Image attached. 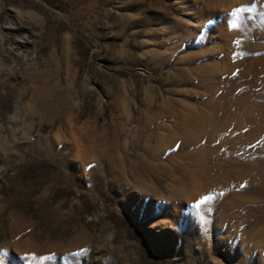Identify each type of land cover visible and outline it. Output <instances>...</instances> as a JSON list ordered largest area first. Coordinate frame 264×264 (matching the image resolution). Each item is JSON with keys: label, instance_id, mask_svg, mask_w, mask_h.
Returning a JSON list of instances; mask_svg holds the SVG:
<instances>
[{"label": "rangeland", "instance_id": "obj_1", "mask_svg": "<svg viewBox=\"0 0 264 264\" xmlns=\"http://www.w3.org/2000/svg\"><path fill=\"white\" fill-rule=\"evenodd\" d=\"M263 124L264 0H0L3 264H264ZM154 151L144 200L114 160Z\"/></svg>", "mask_w": 264, "mask_h": 264}, {"label": "bare ground", "instance_id": "obj_2", "mask_svg": "<svg viewBox=\"0 0 264 264\" xmlns=\"http://www.w3.org/2000/svg\"><path fill=\"white\" fill-rule=\"evenodd\" d=\"M210 111L211 112L209 114H204L205 113L204 111L202 113L200 112L202 115L200 113L196 114V112H195V114L193 115V118H192V116H190V113H186V116L189 115V117L191 119L186 117L185 115H182V114L181 115L184 116V117L181 118L180 114H178V116H180V118H177L178 122H177V125H176L177 127L174 130L175 133H170V134L167 133L166 136L165 135L164 136L163 135H159V133H158L159 130H166V129H165V127L163 125L158 123V125L155 126V131H153V132L156 133V137L155 138L158 141V146H159L158 148H160V149L164 148L165 145H168L166 143H169L170 141H173L174 139H176V140L173 142L172 146L169 147V148L171 149L174 146L175 143L179 144V146L182 147L183 146V144H182L183 142H182V140H178L177 136L181 135V132H184V131L187 132V130L192 131L193 128H194L196 134H199L201 131H203V132L206 131L205 132V135H206L207 131H208V127H210V123H212L211 122V117H213V115H214V112L212 110H210ZM162 112H160L159 114L157 113L158 116H160L158 119H162L163 118V113L164 112L163 113ZM166 113H167V111H166ZM207 124H209V126ZM205 125L208 126V127L206 128ZM263 125H262V127H263ZM210 131H212V130H210ZM210 133H211V139H212L213 133L212 132H210ZM188 134H190V133H188ZM185 135H187V134H185ZM161 136H163V137H161ZM189 136L190 135H187V138H189ZM224 136L225 135H223V134L221 136H218V138H220V143L222 141H223V143L226 142V140L224 139ZM190 138H191L190 141L187 140L186 138H184V139H185L186 142L188 141V143L191 144V145H194V143H196V144L199 143L201 146L204 147V148L202 147L203 149H201L199 151L201 158L199 159V162H197V165H196V168H195V171H198V173L195 172V173H193V175L196 176V177H199V178L204 177V176H209V174H211L210 171H212V169H213V170H216V172H214L216 177L212 181V184H214L215 186L223 185V183L221 181L222 180L221 178H222V176H225L224 175V172H226L225 163H227L228 161H227V156H225L226 154H224V152L220 153L221 145L215 144L211 140L208 141L203 135L201 137H199L197 140H194L193 137H190ZM191 141H192V143H191ZM169 148H164V152H165V150H167ZM147 150H148V148H147ZM157 151L159 153V150H157ZM158 153L154 151L153 154H150V152H149L147 157H139V156L137 157L136 156L138 164H136V163L134 164V162H132V161H127V163L125 164V163L120 161L119 157H117V159L115 158V160H114L115 167H117V169H119L120 171H129V177H131V180H132L131 183H129L127 181H122V189H124V190L132 189V190L138 192L139 194H141V197L144 200L148 198V195H150V194L154 195L155 192H154L153 186L151 185L152 183L149 182V181L152 178L151 177L152 173L162 172V169H163L162 163H160V162H162L164 154L163 153L162 154H158ZM165 160H166V157H165ZM213 165L216 168H214ZM224 186H225V184L223 185V187ZM223 191H225V188H223ZM221 206L225 210V212L228 211V205L226 203H222ZM220 214H222V213H220Z\"/></svg>", "mask_w": 264, "mask_h": 264}, {"label": "snow or ice", "instance_id": "obj_3", "mask_svg": "<svg viewBox=\"0 0 264 264\" xmlns=\"http://www.w3.org/2000/svg\"><path fill=\"white\" fill-rule=\"evenodd\" d=\"M243 9L237 10V11H242ZM233 15H235V13H233ZM230 27H235L234 24L230 25ZM208 199H210L208 196H205L202 200L198 201L196 205H193V208H199L200 204H203L205 201H207ZM0 264H3V259L2 257H0Z\"/></svg>", "mask_w": 264, "mask_h": 264}]
</instances>
